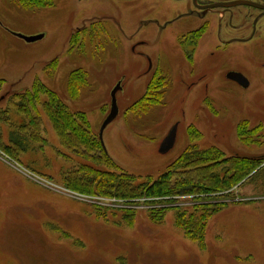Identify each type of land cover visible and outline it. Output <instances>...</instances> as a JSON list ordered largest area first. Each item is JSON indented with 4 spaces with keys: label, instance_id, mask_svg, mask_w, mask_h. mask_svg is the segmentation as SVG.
<instances>
[{
    "label": "rangeland",
    "instance_id": "374dc122",
    "mask_svg": "<svg viewBox=\"0 0 264 264\" xmlns=\"http://www.w3.org/2000/svg\"><path fill=\"white\" fill-rule=\"evenodd\" d=\"M147 2L54 0L52 7L35 10L18 0H0V112H6L0 118V145H8L11 153L0 148V264H264L261 178L233 191L239 203H228L208 221L200 248L174 224V210L155 222L149 218V200L126 204L65 189L62 176L83 160L60 145L42 111L46 98L36 105L34 122L9 100L39 81L71 112L85 115L91 135L118 171L141 179H157L192 145L217 148L226 157L255 158L262 161L261 170L264 131L257 126L255 93L215 94L218 69L209 87L219 102H203V84L181 96L185 85L174 80L178 71L173 69L168 90L149 105V54L163 62L168 53L174 66L179 55L166 32L159 42L149 43ZM93 17L118 24L102 23L98 39L78 35L82 48L70 49L72 34ZM140 19L146 26L138 29ZM116 25L129 37H120ZM52 61L55 65L47 68ZM208 62L197 61L196 70L211 74V64L202 70ZM77 70L87 78L73 90L70 79ZM112 93L117 113L101 132L111 114ZM194 204L192 197H184L176 205ZM122 209L135 210L131 224L121 220Z\"/></svg>",
    "mask_w": 264,
    "mask_h": 264
},
{
    "label": "trees",
    "instance_id": "16d2710c",
    "mask_svg": "<svg viewBox=\"0 0 264 264\" xmlns=\"http://www.w3.org/2000/svg\"><path fill=\"white\" fill-rule=\"evenodd\" d=\"M18 1L26 9H45L53 5V0ZM76 41L77 37L74 36L70 44L73 45ZM55 62L52 61L47 68L55 65ZM86 78L85 72L73 71L70 79L73 90L80 88L79 82L84 85ZM2 84L3 81L0 80V86ZM42 97L46 98L42 103V111L49 118L60 145L71 156L83 160L76 169L62 176V186L65 189L81 196L114 198L126 204L149 200V218L155 222H160L167 210H174V224L182 230L186 239L195 242L200 248H203L208 221L220 213L228 203H239L234 201L235 189L252 184L260 178L264 188V166L259 169L262 161L250 157H226L217 148L202 150L196 145L187 147L157 179H141L121 173L102 144L91 135L85 115L71 112L54 92L39 81L34 82L30 91L13 95L9 100L12 101L16 112L23 115L28 122H34L32 114ZM5 114L6 112H0V118ZM10 137L13 138L12 135ZM13 146L15 147L14 144ZM0 148L7 153L10 151L8 145L2 144ZM64 159L69 160L67 157ZM184 197H192L195 204L191 209L176 205L180 198ZM122 210L124 215L121 220L131 224L135 210ZM59 232L61 233L60 230Z\"/></svg>",
    "mask_w": 264,
    "mask_h": 264
},
{
    "label": "flooded vegetation",
    "instance_id": "af4514ba",
    "mask_svg": "<svg viewBox=\"0 0 264 264\" xmlns=\"http://www.w3.org/2000/svg\"><path fill=\"white\" fill-rule=\"evenodd\" d=\"M117 1L136 6L147 0ZM148 5L149 43L159 42L157 40L166 32L167 36L173 37L174 48L179 55L177 66H174L168 53H165L163 62L160 57L153 61L149 54V69L146 72L149 77V105L153 98L168 90L172 77H175L173 69L178 71L174 80L185 85L181 87V96L203 84V102L217 101L209 86L211 81L214 82L218 69L215 94L237 98L241 93L254 91V103L259 107L257 126L260 132L264 131V0H149ZM104 22L118 24L111 18L93 17L77 29L70 40L74 36L79 38L78 35L94 39L102 37ZM138 23L142 25L138 27L140 29L146 21L140 19ZM116 28L120 37L122 34L124 38L129 37L122 27L116 25ZM70 40V49L82 48L81 44L71 45ZM199 60H211L202 70L211 64V67L215 66L213 72H198L196 65ZM182 72L185 75L179 77Z\"/></svg>",
    "mask_w": 264,
    "mask_h": 264
},
{
    "label": "water",
    "instance_id": "95a60500",
    "mask_svg": "<svg viewBox=\"0 0 264 264\" xmlns=\"http://www.w3.org/2000/svg\"><path fill=\"white\" fill-rule=\"evenodd\" d=\"M116 89L114 90V93H115ZM114 93H112V109H111V114L109 115V117L106 118V120L104 121V123L102 124V129H101V132L107 127V125L113 121V119L115 118L116 116V113H117V110H116V106H115V100H114ZM169 143H172L173 142V136H170L168 138V141Z\"/></svg>",
    "mask_w": 264,
    "mask_h": 264
}]
</instances>
